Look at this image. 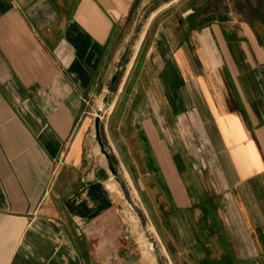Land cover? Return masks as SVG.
<instances>
[{
  "label": "crops",
  "instance_id": "obj_1",
  "mask_svg": "<svg viewBox=\"0 0 264 264\" xmlns=\"http://www.w3.org/2000/svg\"><path fill=\"white\" fill-rule=\"evenodd\" d=\"M157 1L0 0V264H264V0Z\"/></svg>",
  "mask_w": 264,
  "mask_h": 264
},
{
  "label": "water",
  "instance_id": "obj_2",
  "mask_svg": "<svg viewBox=\"0 0 264 264\" xmlns=\"http://www.w3.org/2000/svg\"><path fill=\"white\" fill-rule=\"evenodd\" d=\"M107 101H108V94L104 95V97L102 98L100 107H99L97 114L95 116V119H94L95 140L100 147V152L105 156V158L107 160V164H108V168H109L110 172L112 173V175L114 177L117 178V173H116L114 164L112 162V159H111L110 155L108 154V152L106 151L104 144L102 142L101 136H100V116L102 114L103 107L106 105Z\"/></svg>",
  "mask_w": 264,
  "mask_h": 264
},
{
  "label": "rangeland",
  "instance_id": "obj_3",
  "mask_svg": "<svg viewBox=\"0 0 264 264\" xmlns=\"http://www.w3.org/2000/svg\"><path fill=\"white\" fill-rule=\"evenodd\" d=\"M161 1H163V0H158L157 2H156V4L158 5L159 3H161ZM145 17H146V14L144 15V17L142 18V21L145 19ZM115 79V78H114ZM109 95V94H108ZM105 112H106V110L105 109H103V111H102V114H101V116H100V120L103 118V116L105 115ZM156 250V255H157V261H158V264H165L164 263V257L161 255V253L158 251V249H155Z\"/></svg>",
  "mask_w": 264,
  "mask_h": 264
},
{
  "label": "trees",
  "instance_id": "obj_4",
  "mask_svg": "<svg viewBox=\"0 0 264 264\" xmlns=\"http://www.w3.org/2000/svg\"><path fill=\"white\" fill-rule=\"evenodd\" d=\"M260 3H261V0H257V4L260 5Z\"/></svg>",
  "mask_w": 264,
  "mask_h": 264
}]
</instances>
